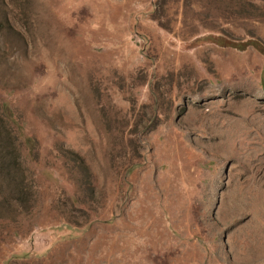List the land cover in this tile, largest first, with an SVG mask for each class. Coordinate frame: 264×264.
Here are the masks:
<instances>
[{
	"label": "rangeland",
	"instance_id": "1",
	"mask_svg": "<svg viewBox=\"0 0 264 264\" xmlns=\"http://www.w3.org/2000/svg\"><path fill=\"white\" fill-rule=\"evenodd\" d=\"M0 264H264V0H0Z\"/></svg>",
	"mask_w": 264,
	"mask_h": 264
},
{
	"label": "trees",
	"instance_id": "2",
	"mask_svg": "<svg viewBox=\"0 0 264 264\" xmlns=\"http://www.w3.org/2000/svg\"><path fill=\"white\" fill-rule=\"evenodd\" d=\"M201 39L203 40H211L219 45H234L236 47H243L245 45L248 44L249 40H243V41H235V40H230V39H227L225 37H222L220 35H213L212 33H206L204 34L203 36H201ZM250 41H252L253 43H257L258 41L256 39H251ZM8 135H12V131L11 129H8ZM16 163V167L19 168V163L18 161H15ZM30 184L29 183H26V179L22 176L19 181H18V185H17V188H18V192L19 193H24V190L28 191V194H27V200L30 201L32 200V189L30 188Z\"/></svg>",
	"mask_w": 264,
	"mask_h": 264
},
{
	"label": "bare ground",
	"instance_id": "3",
	"mask_svg": "<svg viewBox=\"0 0 264 264\" xmlns=\"http://www.w3.org/2000/svg\"><path fill=\"white\" fill-rule=\"evenodd\" d=\"M256 150H257V149H255V147H254L253 152H256Z\"/></svg>",
	"mask_w": 264,
	"mask_h": 264
}]
</instances>
